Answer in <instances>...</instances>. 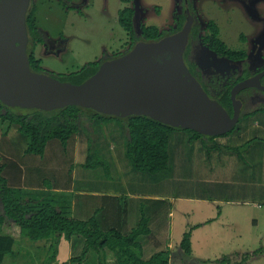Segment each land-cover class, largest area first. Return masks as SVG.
<instances>
[{
    "label": "crops",
    "instance_id": "crops-1",
    "mask_svg": "<svg viewBox=\"0 0 264 264\" xmlns=\"http://www.w3.org/2000/svg\"><path fill=\"white\" fill-rule=\"evenodd\" d=\"M244 121L238 136H228L227 143L245 147L242 157L231 153L208 155L201 140L191 141L192 134L175 131L170 137V167L158 174H163L160 177L132 174L122 154L104 157L103 152H110L105 142L98 153L108 162L109 173L103 168L102 172L101 168H84L83 161H79L80 155L87 154L83 130L67 146L53 140L48 142L43 156L28 154L26 135L17 124L1 119L0 157L10 186L27 190L36 198V192L43 191L59 208L70 210L74 218L86 221L95 217L102 230L117 229L129 234L138 226L144 210L151 229L149 235L138 239L144 260L167 250L172 251L170 264H210L224 255L240 260L243 254L264 249V136L256 135L261 131L264 134V113ZM99 127L117 136L127 135L116 121L91 122L94 131ZM182 178L186 180L185 188L181 187L176 197L129 191L131 180L138 183L137 187L162 183L172 189ZM159 199L174 202L160 214L156 207L159 204L155 203ZM188 231L192 253L186 257L180 244ZM61 245L67 248L66 258H74L81 254L84 239L63 238ZM106 258L107 264H118L112 251H106ZM83 264H98L97 253L91 250ZM246 264H264V254Z\"/></svg>",
    "mask_w": 264,
    "mask_h": 264
},
{
    "label": "trees",
    "instance_id": "trees-1",
    "mask_svg": "<svg viewBox=\"0 0 264 264\" xmlns=\"http://www.w3.org/2000/svg\"><path fill=\"white\" fill-rule=\"evenodd\" d=\"M59 1L64 6L72 3V0ZM121 1L127 6L119 12V23L131 36L132 45L130 49L140 41H158L180 31L187 20L186 4L191 10L190 2L186 3L183 12L176 17L177 28L172 29L170 32L162 31L155 25H143L141 35L138 36L134 30L135 10L132 6H129L134 0ZM36 10V6L31 3L27 14L29 34L27 53L31 70L43 74L42 61L36 57L35 47L38 44H46L48 37L38 26ZM204 29L205 34L201 35V39L207 48L220 58H225L231 62H241V72L229 78L227 82L214 78L210 81L204 80L202 69L191 58L193 40L197 39L200 33L199 25L192 26L189 43L184 55L186 65L207 94L217 100L226 113L233 115L231 99L233 87L239 82L260 73L264 68L257 72L253 71L250 68L248 53L245 50L230 49L220 38L221 30L215 21H208ZM105 61L90 62L79 70L62 75L57 79L62 82L80 85L92 77ZM261 83L264 86V76L261 78ZM252 91L260 92L264 96V89L248 88L242 90L238 94V98L244 92L248 95ZM244 104L243 102V107ZM245 105L249 107V112L241 110L238 124L245 118L260 112L264 113V102L255 103L254 106ZM20 109V107L7 106L0 101V119L4 122L17 124L19 130L27 137L26 153L43 156L48 142L53 140H58L62 146H67L70 140L81 130L86 133L88 128H91V122L95 119L103 124L116 121L123 125L127 132L126 153L132 169L137 173L149 176H156L169 169L170 137L175 131H185L192 134L191 141L201 140L202 146L208 155L231 153L242 157L245 148L220 141L221 138L228 137L236 127L226 134L210 136L191 129H182L164 124L144 115L118 117L74 105L53 110L23 108L26 109L23 111ZM82 165L86 169L103 168L107 174L110 169L108 162L99 155L97 149L93 146L87 149L86 159ZM4 171L5 163L2 162L0 157V264H4L7 256L15 254L14 246L20 239L27 238L38 242L47 241L46 244L50 243V248L53 250L49 259L53 261L58 256L61 240L65 238L70 241L75 236L84 239L83 250L79 256L67 258L64 264H83L91 250L97 253L98 264H107V250L113 252L118 264H170L171 250L155 253L148 260L142 258V247L138 239L141 235L151 233L149 217L144 210H142V217L138 226L129 234H122L117 229L102 230L95 217L86 221L76 219L71 215L70 210L59 208L54 200L49 199V194L43 191H37L38 197L36 198L27 190L10 186ZM180 249L186 257L191 255V231L184 234ZM262 254H264V249H258L252 254H243L240 260L224 257L216 264H246L253 257ZM194 264H205V262Z\"/></svg>",
    "mask_w": 264,
    "mask_h": 264
},
{
    "label": "rangeland",
    "instance_id": "rangeland-1",
    "mask_svg": "<svg viewBox=\"0 0 264 264\" xmlns=\"http://www.w3.org/2000/svg\"><path fill=\"white\" fill-rule=\"evenodd\" d=\"M188 2L194 17L193 25H199L200 31L199 37L193 40L191 58L202 69L205 81L214 78L227 82L242 69L241 62H231L218 57L202 42L201 35L205 34L204 28L210 20L219 25L220 38L230 49L245 50L248 53L250 68L253 71L257 72L264 68V0H134L129 6L135 10L136 34L141 35L143 25H155L165 32L177 28L176 17L183 12L184 5ZM31 3L37 7L38 26L48 37L46 44H38L35 48L36 57L42 61L43 75L60 78L90 62L112 60L131 50V36L119 23V12L127 6L121 0H72L67 6L59 0H32ZM239 99L252 106L264 102V96L255 91L248 95L244 92ZM245 104L242 111L249 112V107ZM244 124L243 119L229 137L238 136ZM256 135L264 136L262 131ZM229 137H224L221 141L230 143ZM54 141L61 144L60 141ZM103 142L110 149V152H103L104 157L112 155L115 158L116 153L120 156L122 154L132 174L141 175L132 170L127 159V135L117 136L115 132L109 133L102 127L96 128L95 131L88 128L85 133L84 148L93 146L98 151L102 148ZM86 155H80L79 161L85 162ZM65 157L67 161L70 160L69 153ZM185 181L182 178L175 187L169 189L162 183L154 187L150 185L137 187L138 183L131 180L129 191L144 193L153 191L176 197L180 194L181 187L185 188L183 185ZM172 202L168 199H159L155 203L159 204L156 207L162 214L165 208L171 207ZM176 238L174 242L177 241ZM46 242L31 241L27 238L18 240L14 246L15 254L7 256L4 264H64L67 259V248L61 245L57 258L52 261L49 256L52 255L53 250L50 248V243L46 244ZM224 257L225 255L219 256L220 259L217 258L218 260L210 264H216Z\"/></svg>",
    "mask_w": 264,
    "mask_h": 264
},
{
    "label": "water",
    "instance_id": "water-1",
    "mask_svg": "<svg viewBox=\"0 0 264 264\" xmlns=\"http://www.w3.org/2000/svg\"><path fill=\"white\" fill-rule=\"evenodd\" d=\"M32 0H0V101L7 106L53 110L80 106L125 117L144 115L177 128L220 136L238 124V94L262 88L264 70L231 91L233 115L211 98L185 62L194 17L158 41H140L125 55L103 62L80 85L35 73L27 53V14Z\"/></svg>",
    "mask_w": 264,
    "mask_h": 264
},
{
    "label": "flooded vegetation",
    "instance_id": "flooded-vegetation-1",
    "mask_svg": "<svg viewBox=\"0 0 264 264\" xmlns=\"http://www.w3.org/2000/svg\"><path fill=\"white\" fill-rule=\"evenodd\" d=\"M186 13H187V17H188V15H189V13H191L188 4H186ZM28 47H29V45H28ZM35 48H36V47H35Z\"/></svg>",
    "mask_w": 264,
    "mask_h": 264
}]
</instances>
